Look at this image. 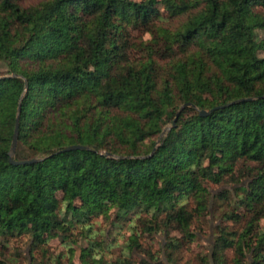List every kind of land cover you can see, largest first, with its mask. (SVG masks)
Returning a JSON list of instances; mask_svg holds the SVG:
<instances>
[{
  "label": "trees",
  "instance_id": "1",
  "mask_svg": "<svg viewBox=\"0 0 264 264\" xmlns=\"http://www.w3.org/2000/svg\"><path fill=\"white\" fill-rule=\"evenodd\" d=\"M20 236L28 264H264V0H0V249Z\"/></svg>",
  "mask_w": 264,
  "mask_h": 264
},
{
  "label": "rangeland",
  "instance_id": "2",
  "mask_svg": "<svg viewBox=\"0 0 264 264\" xmlns=\"http://www.w3.org/2000/svg\"><path fill=\"white\" fill-rule=\"evenodd\" d=\"M99 223H101V220H99ZM213 224V223H212ZM263 224V223H262ZM102 229L108 230V226L106 223H102L101 225ZM165 243V237H159L156 241H154L152 244V248L154 250H158L160 245ZM84 243L82 241H80L77 245L74 246L75 249V253H74V258L72 260V264H78L77 261V256H78V251H79V247L82 246ZM145 244L147 246H149V242L145 241ZM211 244H212V238L209 237L208 239L205 240V242H199L198 244H193L191 246V252H185L183 254L184 260H191L193 258V256L195 254H197L198 252H200V246H206L208 249L211 248ZM48 247L52 250H54L55 252H60V245L57 243L56 240H51L47 243ZM28 248V240L26 237L20 236V238H16V240H11L8 244L7 249H0V252L2 253V255L7 258V259H12L14 257L15 254V250L19 249V257L12 259L14 261L13 264H28L31 263V259L29 258L28 255V251L26 252ZM38 251H34L32 253V258L38 260L39 256H38Z\"/></svg>",
  "mask_w": 264,
  "mask_h": 264
},
{
  "label": "water",
  "instance_id": "3",
  "mask_svg": "<svg viewBox=\"0 0 264 264\" xmlns=\"http://www.w3.org/2000/svg\"><path fill=\"white\" fill-rule=\"evenodd\" d=\"M186 106H189V104H187ZM19 111V108L17 110V112ZM200 115H207L206 112L204 111H201L200 112ZM168 128H166L161 136L165 133V131L167 130ZM16 138H17V116H16V119H15V124H14V129H13V135H12V140H11V145H10V149H9V156L11 157L14 153V148H15V144H16ZM81 150L83 149L82 147H79V146H73V147H69L67 148V150ZM35 160H31L29 161L30 163L31 162H34ZM9 162L12 163V161L9 159ZM29 162H22V163H29ZM209 251L211 252V248L209 249Z\"/></svg>",
  "mask_w": 264,
  "mask_h": 264
}]
</instances>
